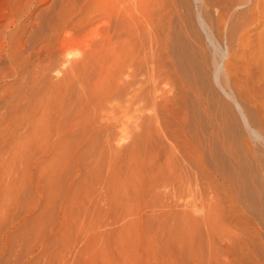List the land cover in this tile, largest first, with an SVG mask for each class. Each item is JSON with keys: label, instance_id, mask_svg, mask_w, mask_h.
<instances>
[{"label": "rangeland", "instance_id": "obj_1", "mask_svg": "<svg viewBox=\"0 0 264 264\" xmlns=\"http://www.w3.org/2000/svg\"><path fill=\"white\" fill-rule=\"evenodd\" d=\"M163 1L0 0V264H264V0Z\"/></svg>", "mask_w": 264, "mask_h": 264}, {"label": "bare ground", "instance_id": "obj_2", "mask_svg": "<svg viewBox=\"0 0 264 264\" xmlns=\"http://www.w3.org/2000/svg\"><path fill=\"white\" fill-rule=\"evenodd\" d=\"M167 1V2H166ZM212 1V0H211ZM210 0H202V5L203 6H205L206 8L208 7V6H211V5H213L212 3L213 2H211ZM218 1L219 0H217V3H218ZM221 2H222V4H223V6L221 7L220 6V9L218 10V9H216V11L215 12H217V20L218 21H221L223 18L224 19H226V17H228V12H229V10L232 8V7H234L235 5L237 6H239V5H241V3L243 4L244 2H246L247 0H242L241 1V3L239 4L238 3V1L237 0H220ZM219 1V2H220ZM235 1H237V2H235ZM255 1V0H254ZM159 2H160V0H159ZM164 3H166V4H160V5H162V6H159V9H160V7H161V12H159L158 14H160L159 16H157V18L156 19H158L157 21H158V23L157 22H155V39L157 40L158 38H160V39H163L162 41H164L163 42V45H161V43L159 44H157V43H155L156 45H159V46H157V49H155V57H157V59H160L161 60V54H160V51H167L168 49V37H167V32L165 33V34H163L165 31V26H164V24H166V25H168L172 20H171V15L173 16V14H174V12L177 10V9H175V5L174 6H172V5H168L169 4V2H168V0H164L163 1ZM172 2V1H171ZM170 2V3H171ZM175 2V1H174ZM257 2V1H256ZM255 2V3H256ZM161 3V2H160ZM258 3V2H257ZM159 4V3H158ZM214 4H216L215 3V0H214ZM166 5L168 6V7H166ZM217 5V4H216ZM164 6L167 8H164ZM170 6L173 8V9H171L170 8ZM261 5H259V7H260ZM177 7V6H176ZM258 7V6H257ZM179 8V7H178ZM233 10V9H232ZM256 11V10H255ZM259 11V10H258ZM178 12H180V11H178ZM205 12V11H204ZM241 12V11H240ZM182 13V12H181ZM203 13V12H202ZM249 13V12H248ZM251 13V12H250ZM249 13V16H251V15H253V17H255V13H252V14H250ZM256 13H257V11H256ZM157 14V15H158ZM176 14V13H175ZM174 14V15H175ZM183 14L184 13H182V16H183ZM206 14V13H205ZM215 15V16H216ZM241 15V14H240ZM179 16V15H178ZM185 16V15H184ZM243 16V15H242ZM257 16V15H256ZM180 18H181V14H180V16H179ZM186 17V16H185ZM199 17V18H198ZM198 20L200 21V25L201 24H203V22L202 21H204V17L201 19V17H200V15H198ZM232 17H233V15H232ZM252 17V18H253ZM235 18H237V17H235ZM247 18V17H246ZM184 19V18H183ZM231 20V19H230ZM234 20V19H233ZM245 20V19H244ZM244 20H238L237 19V21L235 22V20L234 21H232L233 23L235 22V26H234V28L235 27H241V25L243 26V24H245L246 22L244 21ZM256 20V19H255ZM180 21V20H179ZM190 22H192V21H190ZM258 22V21H257ZM180 23H181V27H182V31H183V34H184V36L186 37V39H188L189 41H190V43L192 42L193 44H195V46H197L198 47V49H199V51L201 52V54L205 57V55H206V51L204 50V47H203V43H202V40H201V38H200V36H199V25H198V27L196 26H192L194 29H192L191 27H189V25H187V23L184 21V20H182L181 19V21H180ZM173 25V24H172ZM202 26V25H201ZM164 29V30H163ZM230 30V29H229ZM237 30V29H236ZM238 31V30H237ZM231 32V31H230ZM170 37V36H169ZM230 38V37H229ZM158 41V40H157ZM157 41H155V42H157ZM160 46H161V48H160ZM163 54V53H162ZM165 54V53H164ZM156 59V60H157ZM175 60V59H174ZM182 60V59H181ZM159 61V60H158ZM158 61H155V63L156 62H158ZM167 61V60H166ZM158 64V63H157ZM161 64V63H160ZM209 67V66H208ZM171 68V67H170ZM216 71V70H215ZM214 74H218V73H214ZM232 74V73H231ZM231 74H230V76L228 75V77H229V79L231 80V79H233V78H230L231 77ZM182 75V74H181ZM227 75V74H226ZM216 77V76H215ZM186 79V78H185ZM184 79V80H185ZM217 80V79H216ZM215 80V81H216ZM234 82L235 81H233V82H231V83H233L234 84ZM218 83H219V81H218ZM242 83H244V81L242 82ZM181 84V83H180ZM235 84L236 85H238L239 86V84H237V82H235ZM184 85V84H183ZM182 85V86H183ZM240 85H243V84H240ZM188 86V85H187ZM197 86V85H196ZM181 87V86H180ZM183 90V89H182ZM187 90V89H186ZM189 90V89H188ZM222 90H223V88H222ZM191 91V90H190ZM195 91V90H194ZM243 91V90H242ZM187 95V94H186ZM230 94H228V96H229ZM201 95H200V93H196L195 92V98L196 99H198L200 102H201V97H200ZM184 98H185V96H184ZM203 98V97H202ZM203 100V99H202ZM209 102V101H208ZM226 103V102H225ZM213 104V103H212ZM176 105V104H175ZM201 105V104H200ZM202 105H203V103H202ZM205 108L206 107H204V110H205ZM214 108V107H213ZM216 109V108H215ZM228 109V108H227ZM229 110V109H228ZM210 111V110H209ZM230 111V110H229ZM203 112V111H202ZM218 114V113H217ZM185 117V116H184ZM187 118V117H186ZM185 118V119H186ZM191 119V118H190ZM212 120V119H211ZM208 121V120H207ZM215 122V121H214ZM223 124V123H222ZM183 125V124H182ZM209 125V124H208ZM225 126V125H224ZM224 130V129H223ZM220 134H221V132H220ZM192 140V139H191ZM196 146V145H195ZM249 147V146H248ZM197 149V148H196ZM249 149H251V148H249ZM196 152V151H195ZM199 153V152H198ZM251 153V152H250ZM259 186V185H258Z\"/></svg>", "mask_w": 264, "mask_h": 264}]
</instances>
